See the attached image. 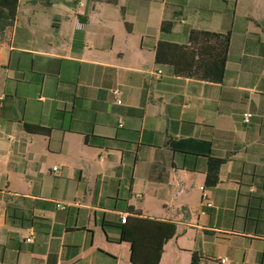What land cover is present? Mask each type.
I'll return each instance as SVG.
<instances>
[{"label": "crops", "instance_id": "obj_1", "mask_svg": "<svg viewBox=\"0 0 264 264\" xmlns=\"http://www.w3.org/2000/svg\"><path fill=\"white\" fill-rule=\"evenodd\" d=\"M191 30L229 32L220 81L156 62ZM122 214L175 223L159 264H264V0H17L0 23V264H133Z\"/></svg>", "mask_w": 264, "mask_h": 264}, {"label": "trees", "instance_id": "obj_2", "mask_svg": "<svg viewBox=\"0 0 264 264\" xmlns=\"http://www.w3.org/2000/svg\"><path fill=\"white\" fill-rule=\"evenodd\" d=\"M17 0H0V23L14 18ZM171 22H163L162 30L168 31ZM191 47L175 43L159 42L155 54L158 63H168L174 72L182 75H196L201 79L220 81L229 44V32L217 33L191 30ZM32 132H48L39 125H26ZM216 172L217 166L209 168ZM176 234V225L138 216L127 217L120 226V239L130 243V261L133 264H159L164 244ZM190 264H200V256L193 252Z\"/></svg>", "mask_w": 264, "mask_h": 264}, {"label": "built area", "instance_id": "obj_3", "mask_svg": "<svg viewBox=\"0 0 264 264\" xmlns=\"http://www.w3.org/2000/svg\"><path fill=\"white\" fill-rule=\"evenodd\" d=\"M78 27L81 28V24H79ZM111 92H112V94H113V95L115 96V98H116L115 102H116L117 104H120V103H121V98H120V91H119V89H118V88H113V89L111 90ZM251 117H252V113L249 112V111H244V112L241 113V119H242V122H243V123H248V122L250 121ZM199 188H200V190H201V203H202L203 205H205V206H208V207L211 206L212 203H211L210 201H208V199H207V195H206V193H205L204 186H200ZM60 207H63V206H60ZM126 218H127L126 215H125V214H122V215L120 216V221H121L122 223H124L125 220H126ZM26 240H27V241H30V238H27ZM226 261H227L226 258H221V259H220V262H221V263H225Z\"/></svg>", "mask_w": 264, "mask_h": 264}, {"label": "rangeland", "instance_id": "obj_4", "mask_svg": "<svg viewBox=\"0 0 264 264\" xmlns=\"http://www.w3.org/2000/svg\"><path fill=\"white\" fill-rule=\"evenodd\" d=\"M169 215H174L176 216L178 219H191L193 221L197 220V216H198V211L197 210H191V211H186V210H175L173 209L172 211H168ZM178 232H182L183 229H185V227L178 225ZM187 230V229H186Z\"/></svg>", "mask_w": 264, "mask_h": 264}]
</instances>
